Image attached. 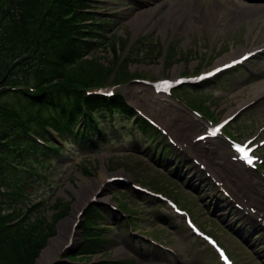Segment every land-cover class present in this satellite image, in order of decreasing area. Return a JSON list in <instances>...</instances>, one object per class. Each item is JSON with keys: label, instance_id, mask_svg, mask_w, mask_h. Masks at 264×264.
Masks as SVG:
<instances>
[{"label": "rangeland", "instance_id": "374dc122", "mask_svg": "<svg viewBox=\"0 0 264 264\" xmlns=\"http://www.w3.org/2000/svg\"><path fill=\"white\" fill-rule=\"evenodd\" d=\"M97 7L101 12L100 17L113 20L108 27L115 29V34L101 47L69 65L67 72L73 76L80 73L88 78L105 79L99 82L114 85L138 110H142L167 130V134L161 132L154 142L164 143V136L170 138L173 154H168L170 157L166 155L164 163L160 165L157 156L153 154L155 144H151L148 138L143 140L149 143V151H146L147 148L135 147L130 137L123 142H108L110 136L112 138L116 133L125 131L118 123L113 129L115 133L109 134L105 144L96 147L95 151L86 150L94 148L96 144L66 143L57 139L65 146L64 154L55 157L47 167L44 164L42 175L45 180L38 181L28 189L30 201L44 200L40 213L47 219L52 215V205L56 201L65 207L63 217L51 226V233L47 236L44 232V246L36 264H49L63 251L65 253L58 261L65 256L62 259L65 262L67 256H71L88 260L114 257L123 260V264H220L218 255L212 253L210 246H204L200 239L194 238L196 244L189 240L192 234L187 231L188 227L181 215L153 194L136 189L134 182L150 189L162 190L174 197L191 212L203 229L216 235L241 264H250L248 259L251 256L247 248L252 252L249 246H254V241L264 242V234L254 227L259 225V219H251L248 215L244 217L243 223L238 224L234 222L233 216V211L235 216H240L237 209L228 208L224 216L219 212L214 213L213 206L215 210L222 206L212 204L213 199H207V187L212 188L213 182L215 187L212 189L232 201L230 199L236 197L235 192L242 189V185L239 178L231 174L230 168L240 167L243 172H255L259 179L257 181L261 182L264 181V162L255 170L237 163L225 134L198 142L195 137L206 129L210 120L216 122L224 119L228 113L237 112L225 128L227 135L233 133L231 135H236L235 138L241 141L253 135L256 140L264 138V95L245 103L254 96L264 70L259 68L258 74L252 75V61L257 60L253 59L245 68L221 73L201 90H194L193 94L180 89L177 94L190 100L186 104L175 94L156 91L151 80L172 77L176 68L181 76L195 75L214 67L239 49L238 46L244 45L249 38L250 28L256 31L258 26L253 19L250 22L238 17L230 19V15L235 13L227 11L218 0H102ZM178 11H190V14L180 19L179 14H176ZM197 23L203 27L198 28ZM261 40H264V36ZM30 78L32 75L28 74L27 79ZM191 100L204 102L201 104L208 110L207 118L195 112L193 106L201 107ZM0 103H5L2 97ZM241 104L240 111H237ZM263 145L257 147V152L262 155ZM211 146L214 150L219 149L216 154L208 150ZM52 156L49 154L42 158L47 160ZM175 157L182 165L174 163ZM180 157L188 163H182ZM228 159L235 164H228ZM104 174L107 175L100 182L102 185L98 192L86 200L71 226L70 238L55 258L46 263L40 262L45 248L59 235L61 223L71 218L76 204L83 199V184L87 182L98 185ZM215 180L224 185L217 184ZM223 186L228 195L223 191ZM247 199L245 196L237 203L240 208H247L254 213L257 207L251 203L253 200L249 199L251 202L243 204ZM93 205L104 206L105 216L98 218L99 215L91 209ZM119 205L132 212L122 213L115 208ZM88 216H97L101 232L109 238L104 246L99 247L98 242L104 241V238L90 239L86 236L83 228ZM129 218L134 226L128 221ZM97 230L100 231L99 228ZM91 246L97 247L96 251L85 252ZM198 246L204 254L198 252ZM81 250L84 252H79Z\"/></svg>", "mask_w": 264, "mask_h": 264}, {"label": "trees", "instance_id": "16d2710c", "mask_svg": "<svg viewBox=\"0 0 264 264\" xmlns=\"http://www.w3.org/2000/svg\"><path fill=\"white\" fill-rule=\"evenodd\" d=\"M51 1H54L53 5ZM89 7L94 6L87 0H0V76L9 68L12 59L21 56L24 51L29 50L27 54L31 56L35 52L49 56V59L41 56L40 67L45 70V75L32 83L36 89L34 91L37 92L30 93L22 88H6L0 92V98L5 102L0 103V108L5 109L0 113V138H7L10 144L27 146L30 143V148H33L32 146H36L35 141L27 135V129H33L42 136L46 133V124H54L62 133L67 130L74 131L78 117L76 114L70 115V112L80 110L78 95L83 93V89L67 84V80H85V76L80 73L73 76L67 73L65 66L101 46L106 39L104 34H101V31L106 29L104 23L101 24L94 11L87 10ZM70 9L76 10V21L63 19V12ZM53 19L58 20V23H53ZM85 28H88V31H85ZM100 36L101 41L95 40V37ZM27 54L8 70L3 77V83L23 80L31 73V59L24 61L29 56ZM26 65H30L29 68H26ZM88 101L93 105L98 102L94 96L87 98ZM100 101L105 104L103 99ZM109 104L129 110L117 99ZM10 149L8 144L0 141V187L5 185L10 188L9 186L13 185L16 192L25 188V180L28 177L26 173L17 170L15 154ZM20 199V195L0 193V264H36L43 246V232L49 235L51 226L56 224L65 212V207L56 201L52 205L53 213L50 219L39 220L37 224L32 222L34 210L31 206H26L25 211L23 208H15L7 214L1 213V207L5 203L19 202ZM21 213L24 215L11 223ZM89 226L85 225L86 235L101 234ZM98 264L123 263L110 259L101 260Z\"/></svg>", "mask_w": 264, "mask_h": 264}, {"label": "bare ground", "instance_id": "6f19581e", "mask_svg": "<svg viewBox=\"0 0 264 264\" xmlns=\"http://www.w3.org/2000/svg\"><path fill=\"white\" fill-rule=\"evenodd\" d=\"M186 5L188 3H185ZM185 5V6H186ZM189 5V4H188ZM187 5V6H188ZM185 7H183L184 9ZM182 9V10H183ZM190 12V11H189ZM180 13L179 11L176 13V14H179L180 16V19L184 18L185 16H188L190 13ZM193 12V11H191ZM221 13H223V10H220ZM188 14V15H187ZM196 14V12L194 13ZM241 18L242 19H245L246 21L249 20V15L248 14H243V11H242V15H241ZM175 19H179V17H176ZM185 20V19H184ZM183 21V20H182ZM175 23V22H174ZM197 27L198 28H202L203 26L199 25V23H197ZM263 30H264V24L261 25V28L258 32H256L255 34L253 32H251L249 34V38L247 40V44H249V46H251L249 49H245V47H240L241 49L235 51L234 53L231 54V56L229 54L225 55V56H230L227 60L225 59L223 62L221 61V63H217L216 65H219V64H224L226 62H229L231 61L232 59H235L239 56H241L243 53L247 52V51H250V50H253L255 49L254 44L256 43V41L260 38V36L263 34ZM252 43V44H251ZM259 46H264V43L259 45ZM241 50H244L242 53H240L239 55H235L236 53L240 52ZM224 56V57H225ZM224 59V58H223ZM222 60V59H221ZM219 61V60H218ZM215 65V66H216ZM173 78L175 77H179V73H178V69L176 68L175 71H174V75L172 76ZM255 94L252 98H249L247 99V102H250L251 100H254L255 98L261 96L264 94V80L261 81L260 85L256 86V89H255ZM241 105H238L237 108H239ZM229 114L231 113H228L226 116H228ZM178 120V119H177ZM179 124V123H178ZM179 126V125H178ZM205 131H202L200 132L199 134L203 133ZM198 135V134H197ZM204 141V140H203ZM195 146V145H194ZM219 146V145H218ZM196 147V146H195ZM222 148V147H221ZM212 149V148H210ZM217 149V148H216ZM212 152V151H210ZM208 152V153H210ZM213 154H216V151H213L212 152ZM219 154V153H218ZM240 168V167H239ZM238 168V169H239ZM245 169V168H244ZM234 170V169H233ZM244 171V170H243ZM232 174V173H231ZM238 178L240 177L242 180H244L245 182H247L248 184H250L252 187H255L257 188L259 191H264V183L262 182H258L257 180L254 179H250L249 177H247L243 172L241 171H235L234 173ZM107 174H104L103 177L100 179L101 181L98 182V185H95V183H87L85 182L83 184V188H82V191L84 192V196H83V199L76 204L75 206V210H74V213L73 215L71 216V218H68L70 220L69 224H68V219L66 221H63L60 225V233L57 237L54 238V241L45 248V250L43 251V254L42 256L40 257V262H43V263H46L47 261L55 258L56 254L59 252V250L61 249V247L63 246V244L67 241L68 237H69V233L71 232V226H73V223L75 222V220H77L76 218H78V215H79V212L81 211V209L83 208V206L86 204V200L91 198L93 195H95L97 192H98V189L99 187L102 185H100V182H102L104 180V178L106 177ZM226 175V174H225ZM233 179V178H232ZM106 181V180H105ZM104 181V182H105ZM238 183V182H237ZM238 186V185H237ZM224 187V186H223ZM250 187V186H249ZM250 189H252L250 187ZM250 191V190H248ZM90 192V193H89ZM86 193H89V195H86ZM245 196V194H244ZM96 197V196H95ZM255 197L253 198H249L250 200H253ZM257 200L260 201V202H263L264 203V196H260V195H257ZM248 202H251V201H248ZM248 204V203H247ZM71 235V234H70ZM70 238V237H69ZM53 239V238H52ZM67 244V243H66Z\"/></svg>", "mask_w": 264, "mask_h": 264}, {"label": "snow or ice", "instance_id": "6c2138e0", "mask_svg": "<svg viewBox=\"0 0 264 264\" xmlns=\"http://www.w3.org/2000/svg\"><path fill=\"white\" fill-rule=\"evenodd\" d=\"M217 71H219V69H217ZM208 75H212V73H209ZM216 131H219V130L217 129ZM212 134L215 135L216 133L213 132ZM241 151H243V157L242 158L247 162V164L254 165L255 158L250 156L249 151L243 150V149Z\"/></svg>", "mask_w": 264, "mask_h": 264}]
</instances>
